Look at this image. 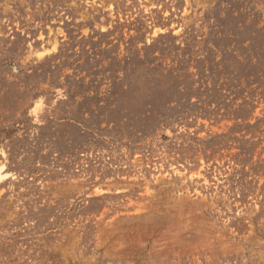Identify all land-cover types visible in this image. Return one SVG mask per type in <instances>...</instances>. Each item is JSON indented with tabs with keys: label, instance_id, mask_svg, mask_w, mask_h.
Instances as JSON below:
<instances>
[{
	"label": "rangeland",
	"instance_id": "374dc122",
	"mask_svg": "<svg viewBox=\"0 0 264 264\" xmlns=\"http://www.w3.org/2000/svg\"><path fill=\"white\" fill-rule=\"evenodd\" d=\"M0 168V264H264V0H0Z\"/></svg>",
	"mask_w": 264,
	"mask_h": 264
},
{
	"label": "snow or ice",
	"instance_id": "6c2138e0",
	"mask_svg": "<svg viewBox=\"0 0 264 264\" xmlns=\"http://www.w3.org/2000/svg\"><path fill=\"white\" fill-rule=\"evenodd\" d=\"M54 50H55V49H54ZM40 55L43 56V55H45V54L41 53Z\"/></svg>",
	"mask_w": 264,
	"mask_h": 264
},
{
	"label": "bare ground",
	"instance_id": "6f19581e",
	"mask_svg": "<svg viewBox=\"0 0 264 264\" xmlns=\"http://www.w3.org/2000/svg\"><path fill=\"white\" fill-rule=\"evenodd\" d=\"M1 168H2V167H1ZM1 168H0V169H1Z\"/></svg>",
	"mask_w": 264,
	"mask_h": 264
}]
</instances>
